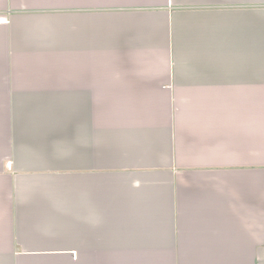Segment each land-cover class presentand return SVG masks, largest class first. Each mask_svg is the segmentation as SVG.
<instances>
[{"label": "crops", "instance_id": "0c3cea01", "mask_svg": "<svg viewBox=\"0 0 264 264\" xmlns=\"http://www.w3.org/2000/svg\"><path fill=\"white\" fill-rule=\"evenodd\" d=\"M0 264H264V0H0Z\"/></svg>", "mask_w": 264, "mask_h": 264}]
</instances>
